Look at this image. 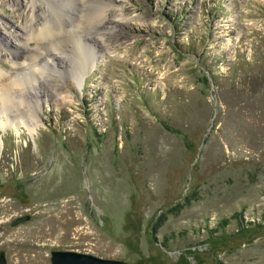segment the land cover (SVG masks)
<instances>
[{
	"label": "rangeland",
	"instance_id": "374dc122",
	"mask_svg": "<svg viewBox=\"0 0 264 264\" xmlns=\"http://www.w3.org/2000/svg\"><path fill=\"white\" fill-rule=\"evenodd\" d=\"M37 1L39 18L65 20L50 37L62 72L51 61L46 83L34 72L39 100L25 88L31 104L19 111L36 110L32 131L22 119L18 130L0 127L8 264H51L53 250L129 264H264V0H110V33L105 22L82 26L75 0ZM30 5L0 0V39L19 52L38 46L15 38L26 40ZM98 32L78 86L75 43ZM13 67L0 51V69Z\"/></svg>",
	"mask_w": 264,
	"mask_h": 264
},
{
	"label": "bare ground",
	"instance_id": "6f19581e",
	"mask_svg": "<svg viewBox=\"0 0 264 264\" xmlns=\"http://www.w3.org/2000/svg\"><path fill=\"white\" fill-rule=\"evenodd\" d=\"M75 1H77V3H79V6L83 12V13H81V11H80V13L82 14V16H80V19L81 18L82 19L79 20V18H78L81 25L82 24L87 25V24L95 23L96 27H98L99 24H102L103 22H105V24H104L105 29L107 31L112 30L113 32H115L114 29L116 26H111V25L116 23V22L112 21L110 19L109 20L107 19L104 21V19L107 18L106 11H107V9H109V7L111 5V4H109L111 2L110 0H75ZM61 2L64 3L63 0ZM83 5H84V7H85V5H89V6H94V8L95 7H97V8H95L92 13H88V12H86V9L84 10ZM30 8L32 9L31 20L28 23H26V25H28V27L27 26L24 27V28H26L24 31V34L26 36V37L25 36L24 37L26 38V40L25 39L23 40V38L21 39L20 36H15V38L21 44L26 43V45H27V41H29L30 39L35 40L37 42L38 46L36 48H34L33 50L19 52L18 49L14 48L13 45H10V43L6 39L5 40L0 39V49H1L0 51L3 52L7 56V58L10 61H12L13 65H14L13 72H11L10 75H6V73L0 69V127L1 128H6V127L10 126L13 129L18 130V128H19L18 119H22V123L26 124L28 126L29 130L32 131L33 130L32 126L38 125V123H37L38 122V116H37L36 112L33 113L36 110H34L32 112V111H30V107H29V110H28L29 113L27 114V116H26V114L25 115L23 114V113H26V112H23L24 110L19 111V106H21V108H22L23 107L22 105L26 106L27 103L31 104L30 101H28L27 97L24 95L25 88H31L32 92H30V95H32V97H34L35 99L39 100V97H40L39 91H36V88L33 85L34 82L38 83L37 76L34 72L38 73L41 77H43L45 83H46V81H48V79H46V78L50 76L48 71L46 70L48 63L50 61L53 63L54 67L56 68V69H53V71L62 72V70L58 68L59 65H58L57 60L59 59V57H58V54L56 53V50H58L60 47L56 48L55 45L58 43H54L55 41L53 42L52 40H50V37H54V36L56 37V35H60V33L64 31L63 26H64L65 20L62 16V19L64 21L58 19V22L55 24L54 20H50L46 17H44V19L39 18L40 16H39L38 10H40V12H41L45 8L42 6V8H43L42 9L37 0H31ZM59 10H61V9H59ZM75 10L76 9H74V12H75ZM124 10H120V13H121V11H124ZM72 11H73V9H72ZM52 13L56 17L59 16V15L57 16L58 12L56 9ZM33 21H34V23H33ZM61 23H63V25ZM80 24H78V26H80ZM88 26H90V25H88ZM64 28H66V27H64ZM100 29L101 28H99V31H100ZM67 33H68V31H67ZM108 33H110V31ZM97 34H98V37H96V38L94 37V39H93L94 42H92V44L91 43H84L82 45L81 43H79V41H77V43H75V46L77 44V48L80 51L79 52L80 53L79 66H78L79 70L76 74L74 73L72 77H73V81L76 84H78V86L81 85V80L83 79V75L85 73L86 67H87L90 59H95V57H96V53L98 50L97 46L100 45V41H101L99 37L105 35V34H103L100 36V32H98ZM112 36H113V34H112ZM115 36H116V33H115ZM62 39H63V37H62ZM45 41H48V42L45 43ZM104 42H107V39ZM87 44L89 45L88 47H87ZM49 45L52 47L54 46L52 50L47 49V46H49ZM59 45H62V44H59ZM58 53H62V54L64 53L65 55L68 54L65 50H62V52L58 51ZM19 59H23L24 62L20 63L21 61ZM28 69L32 71L33 75H31L29 73L32 77L30 79L24 80L23 74H26L25 72ZM49 72H50V70H49ZM24 76H26V75H24ZM50 78H51V76H50ZM26 85H27V87H26ZM62 89H63V87L57 88V90H58L57 93L61 99L66 100L69 98V96L67 95V93H66V95L63 96L62 95L63 94ZM12 106H15L17 108V111H18L17 114L19 115V118H17L18 116L10 115L9 110H10V107H12Z\"/></svg>",
	"mask_w": 264,
	"mask_h": 264
},
{
	"label": "water",
	"instance_id": "95a60500",
	"mask_svg": "<svg viewBox=\"0 0 264 264\" xmlns=\"http://www.w3.org/2000/svg\"><path fill=\"white\" fill-rule=\"evenodd\" d=\"M30 220V215H23L11 221L10 225L15 227ZM0 264H8L7 252L0 248ZM51 264H129L120 259H107L92 254L78 251L53 250L51 252Z\"/></svg>",
	"mask_w": 264,
	"mask_h": 264
}]
</instances>
